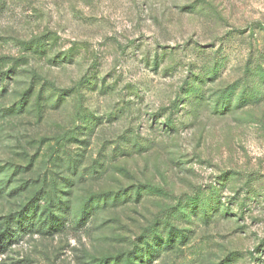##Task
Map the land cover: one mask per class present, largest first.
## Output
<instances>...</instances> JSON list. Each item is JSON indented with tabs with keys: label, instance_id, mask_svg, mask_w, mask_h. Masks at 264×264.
I'll use <instances>...</instances> for the list:
<instances>
[{
	"label": "rangeland",
	"instance_id": "obj_1",
	"mask_svg": "<svg viewBox=\"0 0 264 264\" xmlns=\"http://www.w3.org/2000/svg\"><path fill=\"white\" fill-rule=\"evenodd\" d=\"M2 78L0 264H264V0H5Z\"/></svg>",
	"mask_w": 264,
	"mask_h": 264
},
{
	"label": "trees",
	"instance_id": "obj_2",
	"mask_svg": "<svg viewBox=\"0 0 264 264\" xmlns=\"http://www.w3.org/2000/svg\"><path fill=\"white\" fill-rule=\"evenodd\" d=\"M5 7V0H0V12ZM4 78L0 79V91L5 92V82ZM34 92V86L32 83L23 90V98L25 99L27 95H31ZM42 97V92L39 91V97L37 98V105L40 104V98ZM28 101V98H26V103ZM21 105H25L23 101L20 103ZM163 127L165 130H171L169 127V124H163ZM55 199V200H54ZM49 198L46 202V205L44 207V213L45 216L40 217L38 219V222H36L37 231L41 233H45L46 235H54V233L59 229V224L61 219L58 217L59 212L62 207V201L61 199L57 200L56 198ZM97 197H94V195H90L87 200L84 202V204L81 206L77 218V225H84L91 217V215L94 213L93 209V203L97 201ZM54 200V201H53ZM25 208V207H24ZM28 210V209H27ZM26 211V210H25ZM31 211L29 209L26 211L28 213ZM27 218V219H24ZM24 219V220H23ZM34 218L33 216L29 217H23L22 214H16V215H7L0 217V253H3L7 246L11 245L13 240L16 237V229L17 227H23L24 221H32ZM177 235L181 236L180 232H177ZM171 237V236H170ZM171 241V238L169 239V242ZM122 262L120 264H135L136 257L130 258V256L126 257L124 255H121ZM105 263L107 264V259H105Z\"/></svg>",
	"mask_w": 264,
	"mask_h": 264
}]
</instances>
